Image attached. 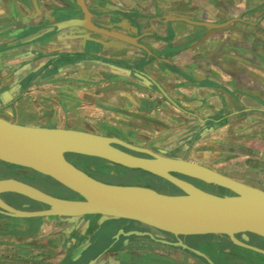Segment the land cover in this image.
<instances>
[{
  "label": "crops",
  "instance_id": "crops-1",
  "mask_svg": "<svg viewBox=\"0 0 264 264\" xmlns=\"http://www.w3.org/2000/svg\"><path fill=\"white\" fill-rule=\"evenodd\" d=\"M68 1L37 0L43 6ZM69 4L79 12L83 5L94 23L101 15L103 25L96 22L98 27L136 37L137 46L102 38L103 45L88 47L82 37L72 35L77 28L31 42L35 36L30 28L39 22L34 14L21 17L16 0H0V117L13 122L1 112L9 109L22 115L31 104L42 121L70 122L73 118L60 119L45 111L50 108L46 106L56 108L61 94L44 90L50 82L75 79L81 87L71 90L78 96L72 107L89 108L103 100L115 107L122 102L139 114L145 108L150 119L142 120L160 127L181 125L191 118L203 124L215 114L264 109V0H71ZM113 19L129 31L112 26ZM71 76L75 79H68ZM212 124L219 127L215 121Z\"/></svg>",
  "mask_w": 264,
  "mask_h": 264
},
{
  "label": "rangeland",
  "instance_id": "rangeland-1",
  "mask_svg": "<svg viewBox=\"0 0 264 264\" xmlns=\"http://www.w3.org/2000/svg\"><path fill=\"white\" fill-rule=\"evenodd\" d=\"M70 1L68 3H61L58 6H43L38 4L36 0V9H33L31 3L26 1V9L20 10V13L17 12L21 17L25 14H34L35 19L39 21L36 24L39 28H35L36 26L30 28V33H33L37 37L36 35L43 29V23L46 25L49 22L54 23L62 19L81 16V12L73 11L67 18L54 16L56 17L55 20L51 21L53 8L61 7L65 4L68 5ZM69 5L72 6L71 8H75V6ZM95 14L101 13L95 12ZM100 16L96 15L99 23L92 17L97 22V25L102 22ZM48 19H50L49 22L45 21ZM38 24L41 26H38ZM78 31L73 30L72 35L83 36L78 35ZM59 32L49 33V35L52 37ZM88 36L92 35L89 33ZM93 37L101 38L95 35ZM70 78L72 80L75 79L73 76L68 77V79ZM60 81L50 82V86H47V90H44L46 93H49L50 90L53 91L55 96L59 95V93L61 94L60 99L57 98L55 101L56 108H52V105L46 106L50 108H47L45 111H49L51 115L59 118L64 116L73 118L70 122L59 120L57 124H53L49 119L42 121L35 115L36 110L31 104L30 107L28 106L30 111H24L22 115L20 113L15 116L9 109H6L7 112L1 113L8 117V119L14 120V123L20 125L31 124L44 127L87 130L84 132L94 131L96 132L95 134L108 138L114 137L151 152H153L152 149H157L158 155L164 157L167 154L175 155V158L197 163L239 182L264 190V109L260 108L257 112L251 109L246 112L238 111V113L231 116L211 115V119L219 125L218 128L213 126V121H210L212 122L210 124H202L192 118L190 121L186 120L181 125L166 123L165 127H160L156 123L150 124L143 121L146 117L148 120L150 119L146 116L149 112L145 111V108L141 109V114H139L133 107L124 108L123 106L126 105L122 102L120 104L117 103L120 106L115 107L108 105L106 100H103V102L98 101L97 104L94 103L95 105H87L89 108L80 109L81 107H72V105L76 104L73 99L77 100L78 96L75 97V94H71L73 93L71 90H79L78 87L81 82L78 79L64 83ZM87 119L91 123L87 122L86 124ZM122 150L137 157L148 158L143 153ZM70 158H74L73 164L89 176L95 177L96 180L98 179V181L115 185H140L161 193H176L169 183V185L166 184L167 182L165 183L160 178H147V176L145 177L141 174L143 171L140 170L139 172H135L132 169H126L118 165H109L101 159L67 154L66 159L71 161ZM32 172L22 171L19 174L23 179L38 182L40 176ZM3 173L4 171L0 172V175ZM176 176L183 181L189 182L178 177L179 175ZM192 181L194 183H189L198 188L221 194L220 188L206 185L196 180ZM40 182L42 183H40L39 188L46 193L56 197L70 195L67 192L63 193L64 196H62L61 193L56 191L55 186L59 184L50 178L43 177V180H40ZM15 203L18 205V200ZM33 203L36 202L31 203L34 207L29 210L38 209V206L35 207ZM40 207H42L41 210L44 209L42 205ZM0 217V264H76L75 260L79 257V252L84 251L83 249L89 245L85 244V247L83 246L84 244L76 246L77 237L85 234L90 227V219L85 222L83 220L72 222L61 218L14 219L1 214ZM105 220H99L100 222L94 227V230L102 231V228L112 226V222L120 221ZM122 229L124 231L145 230L151 232L155 238L164 239L169 242L176 241L169 234L144 227L141 224H131L128 221L123 224ZM113 234L115 233L112 232L111 236ZM203 236L179 237L188 246L189 251L155 243L146 237L122 239L112 247L107 248L110 245L109 243H112L110 238L107 245L100 252L107 248L106 251L94 264H138L139 260H146L145 262L152 260L154 263L163 261L162 264H207L206 258L213 264H264V255L237 246L234 249L222 247L225 242H229L227 237V241H224L217 237L222 235H213L215 236L214 238H204ZM248 237L249 245L264 250L263 239L254 238L250 235ZM68 239L70 241L68 244H65ZM117 244L120 245L111 252L112 254H105ZM193 251L201 253L204 257L195 254ZM100 252L93 255L89 260ZM234 259L235 261H233Z\"/></svg>",
  "mask_w": 264,
  "mask_h": 264
},
{
  "label": "water",
  "instance_id": "water-1",
  "mask_svg": "<svg viewBox=\"0 0 264 264\" xmlns=\"http://www.w3.org/2000/svg\"><path fill=\"white\" fill-rule=\"evenodd\" d=\"M27 0H16V10L26 9ZM32 1L33 9L37 8L35 0ZM72 5V4H71ZM69 4L53 8L51 21L54 16L67 18L74 10ZM81 16L79 19H62L60 21L42 24L41 33L32 39L39 42L47 39L49 33L77 28L88 47L95 44L103 45L107 38L120 44L137 46L135 38L124 35L118 31L110 32L98 27L89 17L91 12L80 5ZM116 22L121 19L117 18ZM43 22V21H42ZM112 20L113 25L123 29ZM38 26H41L38 24ZM48 27V28H46ZM133 33L136 32L134 26ZM39 28V27H35ZM49 29V30H46ZM92 36H88V34ZM101 38H94L93 36ZM35 36V35H34ZM50 39V38H49ZM86 47V46H85ZM81 132L56 127L38 125H20L0 117V162L15 166L28 172L33 171L42 177L50 178L61 187L76 194L78 199L58 198L28 185L17 179L9 178L0 180L10 182L15 189L7 185L0 188V195L15 194L29 201L41 204L44 209L28 211V206L20 204L21 209H16L0 199V214L14 219L32 218H61L66 221H77L86 216H100L102 219L125 220L136 222L144 227L154 229L173 236L176 241L169 242L155 238L151 232L145 230H118L110 238L112 247L122 239L132 237H146L149 240L170 247L189 251L179 237L224 235L234 246L248 249L264 255V250L248 244V235H253L264 240V190L239 182L233 178L220 174L208 167L193 163L181 158H168L151 151L135 147L117 138H106L105 146L100 149L86 148L84 145L72 144L56 145L52 141V134L70 136H89L103 139L96 132ZM122 149L143 153L148 158L134 156ZM115 158L108 157L105 153ZM67 154L97 158L109 165H118L126 169L140 170L169 183L176 191L174 194L157 192L151 188L140 185H115L98 181L66 159ZM155 160L164 161L175 166L165 174L152 171ZM198 174L192 175L181 171ZM176 175L199 181L203 184L228 191L227 194H216L198 188L197 195L187 197L178 185ZM189 183V182H188ZM192 186H194L192 184ZM62 190H60L61 192ZM240 234V239L237 235ZM106 248V249H107ZM94 256L87 264H94L106 251ZM195 254L204 257L201 253ZM207 264H213L206 258Z\"/></svg>",
  "mask_w": 264,
  "mask_h": 264
},
{
  "label": "flooded vegetation",
  "instance_id": "flooded-vegetation-1",
  "mask_svg": "<svg viewBox=\"0 0 264 264\" xmlns=\"http://www.w3.org/2000/svg\"><path fill=\"white\" fill-rule=\"evenodd\" d=\"M49 64L48 65H45V68H49ZM209 117L206 118V121L204 123H207V122H210V121H214L212 119H208ZM221 118H224V117H221ZM194 120H196V118H192ZM153 152H155L157 154V149H152ZM138 156H143L141 154H136ZM166 157L168 158H175L176 156H172L170 154H167L165 155ZM71 159V158H70ZM68 160V159H67ZM70 163L73 164L74 162V158L71 159V161H69ZM75 165V164H74ZM76 166V165H75ZM4 171L3 174L0 175V180L3 178L5 179H9V178H13V179H17L19 181H22L28 185H31L39 190H41L39 187V185H41L40 183V180H43V177L41 176L39 181L38 182H35V181H29V180H26V179H23L21 176H20V172L22 171H26L24 169H20V168H14L13 166H9L7 164H4V163H1L0 162V172ZM142 174V173H141ZM144 175V174H142ZM182 179H185L189 182H193L192 180L190 179H187L185 177H182V176H178ZM95 179V177H92ZM98 180V179H97ZM103 182V181H102ZM194 183V182H193ZM58 185V184H57ZM56 188H60V185L58 186H55ZM42 192H44L43 190H41ZM69 191V190H68ZM46 193V192H44ZM49 194V193H47ZM49 195H52V194H49ZM74 195L76 194H72V192H70V195L69 196H65L67 198H71V197H74ZM53 196V195H52ZM56 197V196H54ZM58 198H62V197H58ZM0 199L2 201H4L6 204L16 208V209H21L23 207L17 205L15 202L16 200L18 201H21L22 203H24V205H27L28 206V211H37V210H41L42 207L38 206V209H32V210H29L30 209V205H31V201L21 197V196H18V195H15V194H2L0 195ZM1 218V217H0ZM95 218V220H94ZM90 219L91 222H90V227L87 229V231L85 232V234H83L82 236L80 237H77V247L84 244L83 246L85 247V244H89L87 245L86 248H84L83 250L84 251H80L79 252V257L77 258L76 261V264H87L88 263V260L93 256L95 255L96 253L100 252L106 245H107V242L109 241L110 239V236H111V233L114 232V233H117L119 229H122L123 228V224L126 222L125 220H120L119 222H112V226H107V227H104L102 228L101 230L102 231H98V230H94V227L96 225H98V222H100L99 220H102L104 221L105 219H102L100 216H86V217H82V218H79L78 221H82L85 222L86 220ZM77 221V222H78ZM106 221V220H105ZM131 224H138L136 222H130ZM139 227V226H138ZM127 230V229H125ZM70 241V239L66 240L65 244H68V242ZM89 241V242H87ZM120 244H117L116 246H114L113 248H111L110 250H108L105 254L109 255L111 252H113V250L118 247ZM112 254V253H111ZM146 261V260H145ZM144 260H139L138 264H162V262H159V263H154L152 260L149 261V262H145ZM175 264V263H174Z\"/></svg>",
  "mask_w": 264,
  "mask_h": 264
},
{
  "label": "bare ground",
  "instance_id": "bare-ground-1",
  "mask_svg": "<svg viewBox=\"0 0 264 264\" xmlns=\"http://www.w3.org/2000/svg\"><path fill=\"white\" fill-rule=\"evenodd\" d=\"M69 130H71V129H69ZM75 131H77V130H75ZM81 132H84V131H81ZM51 137H52V141L53 142L55 141L57 146L63 145V144H72V145L79 147L80 145H84L86 148L88 147V148H92V149H96V150L105 146V143L107 142L106 138H108V137L102 136L101 138H103V139H97V138L89 137V136H84V137H82V136H70V135H59L58 136L56 134H52ZM103 153H105L110 158H115L111 154H108L106 152H103ZM153 164L154 165L152 167V171H156L159 174H165L170 169H174V170L177 169L175 166L167 164L161 160H155V162H153ZM178 169H180L181 171H184L186 173H189L192 175L194 174V175L198 176V174H196L194 172H189L186 169H183V168H178ZM1 180H3V178ZM177 183L187 197H190L191 195L199 194L198 190H197L198 188H196L195 185L192 186L191 183H188V182L183 181V180L178 181ZM7 185H9L13 189H15V187L13 186L12 183L7 182V181H5V182L0 181V188L1 189L3 187H6Z\"/></svg>",
  "mask_w": 264,
  "mask_h": 264
},
{
  "label": "trees",
  "instance_id": "trees-1",
  "mask_svg": "<svg viewBox=\"0 0 264 264\" xmlns=\"http://www.w3.org/2000/svg\"><path fill=\"white\" fill-rule=\"evenodd\" d=\"M88 158V157H87ZM14 168H17V167H15V166H13ZM135 172H139V170H134ZM32 173H34V174H36V175H38V176H40L41 177V175H39V174H37L36 172H32ZM142 174H144L143 176H147V178L148 177H151V178H156L157 179V177H155V176H152V175H150V174H148V173H145V172H142ZM39 177V178H40ZM166 183V182H165ZM166 184H168V183H166ZM169 185V184H168ZM171 186V185H170ZM172 187V186H171ZM60 190H62L61 192H60ZM219 190H221L220 192H221V194H225V193H228L226 190H223V189H219ZM56 191H58L59 193H61V195L62 196H64V194L63 193H69L70 194V191H68V190H66V189H64L63 187H61L60 186V188L58 189V188H56ZM73 194V193H72ZM62 198H67V197H62ZM67 199H78V196L77 195H74V197H71V198H67ZM17 201V200H16ZM17 204V203H16ZM20 204H24V203H22L21 201H18V205L19 206H21ZM33 205H35V207L36 206H41L40 204H36V203H33ZM34 206H30V208H33ZM250 236H253V235H250ZM204 238H208V237H212V238H214L215 236H213V235H209V236H203ZM217 237H219V238H221V239H223L224 241H227V238H226V236H217ZM237 237L238 238H240V234H238L237 235ZM254 238H258V237H255V236H253ZM226 243V242H225ZM224 243V245H222V247H225V248H230V249H234V248H237V247H235V246H233L230 242H228V243H226L225 244ZM233 261H235V259L233 260Z\"/></svg>",
  "mask_w": 264,
  "mask_h": 264
}]
</instances>
